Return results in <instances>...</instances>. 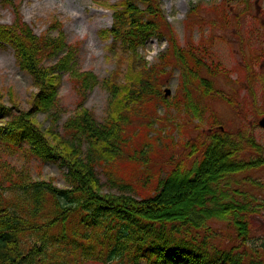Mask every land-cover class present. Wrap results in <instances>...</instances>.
<instances>
[{"label":"trees","instance_id":"trees-1","mask_svg":"<svg viewBox=\"0 0 264 264\" xmlns=\"http://www.w3.org/2000/svg\"><path fill=\"white\" fill-rule=\"evenodd\" d=\"M108 7L113 10V25L102 34L111 35L112 43L130 54L134 63L140 47L155 35L161 37L160 3L120 0ZM14 9L15 22L0 25V48L10 47L20 68L33 78L39 90L33 99L35 112L50 113L57 104L59 73L71 70L75 52L62 36H37L18 14L19 9ZM171 42L179 62H184V51L175 39ZM59 52L63 55L58 58ZM49 61L55 63L47 64ZM73 77L79 91L92 87L96 79L88 72H73ZM206 85L208 93L211 86ZM109 87L113 100L104 123L97 124L94 115L80 105L64 125L67 137L49 131L62 150L50 142L28 112L14 113L0 100V143L8 150L27 146V152L43 163L67 168L71 186L60 189L52 183L32 181L29 176H15L13 168L3 169L0 264H74L75 260L103 264L115 260L119 264H264V238L253 239V220L264 209V201L249 188L261 183L243 177L264 166L262 156L252 158V152L260 148L254 139L237 142L232 135L221 133L210 137L208 144L193 143L190 157L201 154L200 159L191 168L177 163L148 198L100 193L96 164L120 156L123 125L131 106L153 93L160 95L154 81L145 79L143 72L137 78L128 75L123 85L113 82ZM50 117L55 125L56 118ZM85 144L88 148L84 153ZM221 161L225 163L218 164ZM186 185L194 186V191L175 210L168 200ZM6 191H12L14 197H7ZM213 221L224 223L231 231L226 237L228 244L216 241L220 233L211 226ZM27 233L37 239H26L23 245Z\"/></svg>","mask_w":264,"mask_h":264},{"label":"rangeland","instance_id":"rangeland-1","mask_svg":"<svg viewBox=\"0 0 264 264\" xmlns=\"http://www.w3.org/2000/svg\"><path fill=\"white\" fill-rule=\"evenodd\" d=\"M9 1L19 8L37 35L62 36L75 52L71 70L59 73L57 104L46 113L35 112L33 99L39 90L33 78L19 68L10 48H0V100L14 113L28 112L59 150V140L49 131L67 137L64 125L80 105L94 115L97 124L104 123L113 100L109 84L123 85L128 75L137 78L143 72L160 93L131 106L127 124L123 125L120 156L96 164L101 194L138 200L152 196L158 182L177 163L191 168L200 159L201 154L190 157L193 143L208 144L215 134L232 135L237 142L254 139L260 150L253 151L252 158H264V129L258 125L264 116V0H158L162 9L161 37L155 35L140 47L134 63L130 54L112 43L111 35L102 34L113 25V10L108 4L120 0ZM5 3L0 0V24L10 25L16 12L12 4ZM173 39L184 51L182 63L176 57ZM73 72L93 74L94 85L79 91ZM202 81L206 82L204 86L210 84L208 93ZM51 115L56 118L55 125ZM87 148V144L82 146L84 153ZM27 151V146L8 150L0 143V178L5 175L4 168H13L15 176H29L32 181L52 183L60 189L71 187L67 168L43 163ZM245 156L251 157L250 152ZM243 177L261 183L260 187L249 188L264 201V166ZM194 188L180 187L166 200L178 210ZM5 195L14 197L12 191ZM211 226L220 233L216 241L228 244L226 237L231 231L227 226L215 221ZM253 233L255 241L264 238L263 208L253 220ZM30 235L26 234L23 245L27 240L36 241L37 236ZM74 264L103 263L75 260Z\"/></svg>","mask_w":264,"mask_h":264},{"label":"water","instance_id":"water-1","mask_svg":"<svg viewBox=\"0 0 264 264\" xmlns=\"http://www.w3.org/2000/svg\"><path fill=\"white\" fill-rule=\"evenodd\" d=\"M169 94V92L167 91V95ZM259 127L260 128H262V129H264V116H263V118L259 121Z\"/></svg>","mask_w":264,"mask_h":264},{"label":"bare ground","instance_id":"bare-ground-1","mask_svg":"<svg viewBox=\"0 0 264 264\" xmlns=\"http://www.w3.org/2000/svg\"><path fill=\"white\" fill-rule=\"evenodd\" d=\"M170 194H172V193L170 192Z\"/></svg>","mask_w":264,"mask_h":264}]
</instances>
